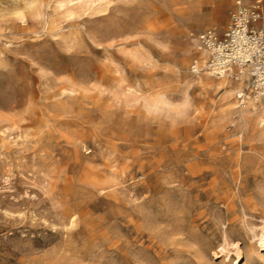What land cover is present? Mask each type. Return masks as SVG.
<instances>
[{"label":"rangeland","instance_id":"rangeland-1","mask_svg":"<svg viewBox=\"0 0 264 264\" xmlns=\"http://www.w3.org/2000/svg\"><path fill=\"white\" fill-rule=\"evenodd\" d=\"M30 1L0 0V264H264V137L187 79L235 0Z\"/></svg>","mask_w":264,"mask_h":264},{"label":"built area","instance_id":"built-area-1","mask_svg":"<svg viewBox=\"0 0 264 264\" xmlns=\"http://www.w3.org/2000/svg\"><path fill=\"white\" fill-rule=\"evenodd\" d=\"M198 40L209 51L211 69L222 72L245 67L250 73L251 91L264 92V0H253L247 6L236 0L224 31L207 28L198 34ZM189 68L198 71L194 63Z\"/></svg>","mask_w":264,"mask_h":264},{"label":"bare ground","instance_id":"bare-ground-1","mask_svg":"<svg viewBox=\"0 0 264 264\" xmlns=\"http://www.w3.org/2000/svg\"><path fill=\"white\" fill-rule=\"evenodd\" d=\"M71 1L72 0H66L65 2L67 3V2H71ZM239 1H240L241 4L246 5V6L250 4V2L249 3H244V2H246V0H239ZM194 2H196V4H199V5L203 4V0H194ZM224 2H225V0L224 1H212V2H210V4H213V8L215 9L216 12H220L221 8L219 6L222 3H224ZM235 3H236V0H235ZM34 4H35V2L33 0H31L29 2V6L30 7H32ZM76 4L78 5V3H76ZM66 5L67 4H65V6ZM18 10H20V9H18ZM66 10L70 11L71 7L66 8ZM18 14L21 15V12H18ZM193 34L194 33H191L190 36H191V40H192V46L195 47V55L192 58L191 63H194V64H196L198 66V71L197 72H192V74L193 73L197 74L196 77L192 78L193 76L190 75L192 77H187V79H188V81H194V83H195V81L201 83L203 80H213V78H211L209 76H214V77L218 78L220 84L225 87L226 98L231 103V105L229 106L230 107L231 116L233 117V114H235V115L238 116V118L240 120L239 125L235 128L236 134L238 135V137L233 141V144L237 146L238 151H239V150L242 149V144L244 143L243 137L245 136L244 135L245 129H247V131L251 132V134H253V135H256V136L261 137V138L264 137V92H260V93L251 92V88H250V79H251V77H250L249 71L245 67H241L240 66V67H236L235 69L231 68L228 71H222V72H216L213 69H211L209 67V65H208L209 51L200 44V42L198 40V35L195 37ZM181 70H183V69H181ZM232 72H234L235 75L232 76ZM186 73H188V72H186ZM234 94H236V95L241 94L242 95V97L240 99H238L237 103L232 101V97H233ZM246 135H248V134H246ZM243 154H244V152H243ZM235 161H236L235 173H237V175L239 177L237 178V180H235V179L234 180L236 181V184L239 187V186H241L242 179H243L242 175H241V173H242V165L239 162L240 159H239V161H237V160H235ZM260 161L261 160H259V162ZM257 166H258V164H257ZM250 169L252 170V168H250ZM251 173H249V174H251ZM259 176H260V174H259ZM259 185H261V184H259ZM258 188H260V187L258 186ZM262 189H263V191H261L262 192L261 195L264 196V187ZM214 198L217 201L216 203L221 202V203L225 204V218L228 217V215H233V211H234L233 210V195H231V192H229L227 190H223L221 192H217L214 195ZM245 204H246V202H245ZM217 207H218V205H217ZM242 207H244V206H242ZM234 208H236V207H234ZM244 212H245V210H244ZM231 222H233V217H231V219H230V223ZM250 231H251V238L255 239V236H257V233H255L253 229H251ZM263 235H264V221H263V225L261 226L260 236H258V238H257V240L259 239V241L262 242V245H264V240L262 239Z\"/></svg>","mask_w":264,"mask_h":264},{"label":"clouds","instance_id":"clouds-1","mask_svg":"<svg viewBox=\"0 0 264 264\" xmlns=\"http://www.w3.org/2000/svg\"><path fill=\"white\" fill-rule=\"evenodd\" d=\"M185 117H184V115L183 114H177L176 116H175V120L177 121V122H179L180 120H182V119H184Z\"/></svg>","mask_w":264,"mask_h":264}]
</instances>
